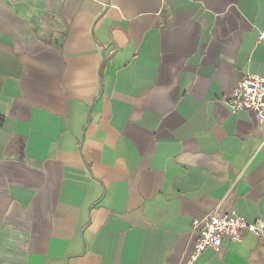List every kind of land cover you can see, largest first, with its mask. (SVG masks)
I'll list each match as a JSON object with an SVG mask.
<instances>
[{"label": "crops", "instance_id": "1", "mask_svg": "<svg viewBox=\"0 0 264 264\" xmlns=\"http://www.w3.org/2000/svg\"><path fill=\"white\" fill-rule=\"evenodd\" d=\"M264 0H0V264H190L192 222L264 223ZM192 264H264V231Z\"/></svg>", "mask_w": 264, "mask_h": 264}, {"label": "built area", "instance_id": "2", "mask_svg": "<svg viewBox=\"0 0 264 264\" xmlns=\"http://www.w3.org/2000/svg\"><path fill=\"white\" fill-rule=\"evenodd\" d=\"M259 41H264V33L260 34ZM220 101L232 113L252 111L257 117L264 119V77L243 76L231 94ZM192 230L196 234V240L189 258L190 264L206 250L218 253L223 240L240 242L247 233L260 237L264 231V223L257 221L250 224L234 214H209L200 220H194Z\"/></svg>", "mask_w": 264, "mask_h": 264}]
</instances>
